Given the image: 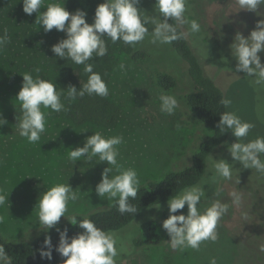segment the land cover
<instances>
[{
    "label": "rangeland",
    "instance_id": "1",
    "mask_svg": "<svg viewBox=\"0 0 264 264\" xmlns=\"http://www.w3.org/2000/svg\"><path fill=\"white\" fill-rule=\"evenodd\" d=\"M63 1L59 0L61 4ZM202 1L200 22L214 43V49L210 46V50L213 49L210 54L208 49L205 50L208 53L196 52L204 73L221 88L224 97L231 100L228 111L254 125L242 142L264 137V125L255 112L254 91L243 74L236 71L237 62L231 55L230 45L235 33L223 23L229 16L237 14L238 6L232 0ZM48 2L45 0L46 4ZM137 7L150 16L157 15L151 0H140ZM36 15L35 12L32 15L24 13L23 0H0V36L6 30L9 37V43L0 50V118L6 120L0 125V191L9 193L10 201L9 208L0 207V216L4 217L3 223H0V235L14 242L32 239L44 230L38 223L34 207L40 194L46 190V184L50 187L68 182L78 193V199L68 204L66 216L69 218L106 208L114 201L100 198L95 192L106 163H97L95 158L93 162H85L81 158L73 164L68 159L69 148L83 146L86 137L94 131H100L106 137H123L124 142L117 146L118 162L123 168L132 167L137 171L140 185L158 179L168 171L188 166L198 143L211 133L185 104L184 94L191 88V82L184 62L169 44H153L149 32L142 42L131 45L134 49L147 52L145 60L131 59L121 44H117L111 54V67L106 80L109 95L105 98L118 110L113 125L73 122L69 115L71 102L66 99L67 91L63 89L61 101L67 110H45L46 130L40 141L30 144L26 138L19 136L15 124L22 115L15 100L22 86V74L30 72L35 77V69L39 68L40 77L55 82L58 91L62 89L59 88L60 80H57L59 72L47 61L44 50L52 36L64 32L55 28L45 32L42 26L35 24ZM152 27L149 25V31ZM185 31L188 33L186 27ZM11 53L15 54L14 63L18 64L24 60L28 62L27 56L31 54L36 57L32 62L22 64L27 69L18 70L21 72L18 73L13 72V68L9 71L4 64ZM121 63L125 65L123 70L119 67ZM160 70L175 76L177 86L173 91L161 90L156 85L155 73ZM161 94L177 99L178 107L174 114L160 111ZM231 137L236 140L233 135ZM260 158L264 160V155ZM244 172L242 170V174ZM251 181L250 177H246L243 189L249 188ZM193 186H199L205 192L198 205L201 212L216 200L228 205L227 213L217 224V240L204 241L199 249L187 248L183 251L173 249L169 240L157 245L133 246V239L139 237L141 221L160 219L159 209L156 208L138 216L126 227L113 231L118 251L115 264H210L212 258H215L216 264H235L241 254L238 238L246 239L250 252L254 250L253 255L258 252V237L248 233L256 221V213H251L250 200L238 179L218 177L214 167L209 166ZM233 192L240 197L238 203L233 201ZM184 214H187V205ZM64 221L68 220L61 217L60 222Z\"/></svg>",
    "mask_w": 264,
    "mask_h": 264
},
{
    "label": "clouds",
    "instance_id": "2",
    "mask_svg": "<svg viewBox=\"0 0 264 264\" xmlns=\"http://www.w3.org/2000/svg\"><path fill=\"white\" fill-rule=\"evenodd\" d=\"M140 0H103L95 8L93 22L86 20L87 13L82 9L69 12L65 2L59 0H23V11L27 15H36L35 24L42 26L45 32L54 28L66 34V38L59 40L51 46L55 57L64 60L70 59L76 65H83L88 79L79 88L75 85L67 86L66 99L70 102L85 94L91 96L107 97L109 88L102 76L93 71L94 65L88 63L95 58L104 57L108 48L105 37L112 43L122 41L124 44L135 46L142 42L146 35L151 33L153 44H170L184 38L188 33L179 32L178 28L188 25L189 32H200V24L196 20H188L185 16L187 0H155L154 9L157 15L150 16L137 7ZM239 10L257 12L264 7V0H236ZM41 9H44L41 11ZM171 19V23L169 22ZM149 25L153 26L149 31ZM9 43L5 30L0 36V50ZM231 55L236 60V71L243 72L247 77H252L258 85H264V63L261 62L259 53L264 52V19L258 20L256 27L248 36L237 32L230 45ZM120 69L125 65L121 63ZM34 77L30 72L22 74V86L17 92L15 100L19 103L21 118L16 120L17 131L20 137L26 138L30 144L40 141L46 130V111H66L65 104L61 101L63 89L57 90V84L51 80L40 77V69L36 68ZM75 72V71H74ZM160 111L168 115L174 114L178 107L177 99L169 94H161ZM221 104L228 108L231 100L221 99ZM220 115L217 123L220 133L230 131L236 140L227 146L232 158V163L224 158L214 161L215 173L218 177L230 180L233 164L239 162L245 169H255L264 174V137H257L247 143L243 138L249 135L254 125L243 121L234 112L225 111ZM6 120L0 118V125ZM68 126V125H65ZM63 126L62 128H64ZM124 142L120 135L106 137L100 131H94L87 136L83 146L70 147L68 159L75 164L81 161L106 163L107 167L101 172V180L95 187L98 197L115 200L121 214L135 215L137 208L129 203V198L135 199L140 189V180L137 171L132 168H123L118 162L119 149L117 146ZM115 171L116 174L113 175ZM38 177V176H37ZM45 182V181H44ZM46 184V182H45ZM46 190L40 194L34 208L37 209L38 223L48 231L65 217L72 225L83 229L82 232L69 238L68 229L59 232V243L55 250L63 260L62 264H115L118 255L116 234L105 231L95 225L90 219L79 222L66 216L69 202L78 199V193L67 183H56L52 186L46 184ZM205 195L199 186H189L173 194L167 201L169 215L162 222V228L170 237L169 242L173 249L183 251L187 248L199 249L204 241L217 240V224L227 213L228 205L219 200L203 212L198 205ZM233 201L238 203L240 197L231 193ZM187 205V214L180 212ZM10 207L9 193L0 191V207ZM4 217L0 216V223ZM45 248L40 250L42 258L52 259V241L50 236L44 240ZM0 264H11V258L0 245ZM210 264H216L215 258Z\"/></svg>",
    "mask_w": 264,
    "mask_h": 264
},
{
    "label": "trees",
    "instance_id": "3",
    "mask_svg": "<svg viewBox=\"0 0 264 264\" xmlns=\"http://www.w3.org/2000/svg\"><path fill=\"white\" fill-rule=\"evenodd\" d=\"M153 5L155 0H151ZM234 4L236 0H232ZM65 7L69 12H75L77 9L86 11V20L89 23L93 22L95 8L103 0H64ZM202 0H187L185 16L188 20H196L200 24V32L191 34L188 25H184L188 34L182 39L173 41L169 45L174 49L179 58L184 62L186 73L191 88L185 92L184 101L188 109L194 114L197 119L210 129V135L201 140L192 153L191 163L179 170H172L164 173L160 178L148 180L140 185L137 197L129 198V203L134 205L138 212L133 215L131 213L121 214L118 211V205L114 200L108 207L91 211L85 215H74L73 217L79 222L82 219H90L95 225L105 231L113 232L120 230L129 225L138 216L147 213L156 208L159 209L160 219L147 218L141 221L139 225V237L133 239L132 243L135 247L157 245L170 239L167 232L162 228V222L169 215L168 199L184 188L193 186L199 182L204 176L209 166L214 167V161L224 158L232 163V158L228 152L227 146L233 143L232 133L230 131L220 133L217 123L221 113L228 111L221 104V99L225 98L224 93L215 82L204 73L200 60L197 56V51L205 52L208 49L209 54L214 49L213 40L207 35L206 29L200 22V8ZM238 6V4H237ZM264 19V7H261L257 12L239 10L237 14L231 15L225 19V25L230 28L233 33L240 32L244 36H248L256 27L258 20ZM171 23V19L169 18ZM178 28L179 32L186 33L185 27ZM66 38V34L52 36L47 42V48L44 50L47 61L54 65L59 72L60 85L67 91V86L75 85L79 88L88 79L89 74L84 72L83 65H76L70 59H62L55 57L51 51V46L59 40ZM108 52L104 57L95 58L88 63L94 65L93 71L99 73L102 79L106 82L108 72L111 67V54L117 44H121L133 60H145L148 54L143 49H134L131 45L124 44L122 41L112 43L111 40L105 37ZM210 46L213 49L210 50ZM205 52V53H208ZM20 55V54H18ZM261 62L264 63V52L259 53ZM36 56H27L28 62H32ZM16 60L15 54L11 53L5 59V65L9 71L18 72V70H26L22 64H27L26 60L14 63ZM22 66V67H21ZM3 71L5 69L2 68ZM75 71V72H74ZM21 73V72H18ZM243 76L245 75L241 72ZM254 91L255 112L259 121L264 125V85H258L252 77L244 76ZM156 85L164 91H173L177 86L175 76L164 70L155 73ZM69 115L73 122L96 123L103 126H110L116 122L118 117L117 107L112 104L107 98L96 95H87L78 97L75 101H71ZM242 170H245L242 174ZM235 177L243 189V182L246 177H250L251 186L243 189L250 200L251 213H256V221L253 228L248 233L258 237L259 250L253 255L249 247L246 245V239L238 238L240 257L235 264H264V174L257 172L255 169H245L239 162L234 163V170L231 179ZM259 182V184H258ZM248 209V212L250 213ZM184 213V209L178 210ZM57 227L62 231L68 229V236L71 238L83 229L76 225H72L70 221L59 222ZM57 227L48 231H41L32 239L23 241H9L0 235V245H3L6 253L11 258V264H62L66 259L61 257L55 250L59 243V232ZM46 236L51 237L53 249L52 259L42 258L40 250L45 248L44 240Z\"/></svg>",
    "mask_w": 264,
    "mask_h": 264
}]
</instances>
